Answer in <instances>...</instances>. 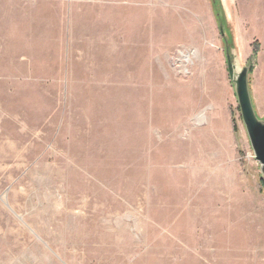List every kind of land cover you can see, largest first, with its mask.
I'll return each instance as SVG.
<instances>
[{
    "label": "rangeland",
    "instance_id": "1",
    "mask_svg": "<svg viewBox=\"0 0 264 264\" xmlns=\"http://www.w3.org/2000/svg\"><path fill=\"white\" fill-rule=\"evenodd\" d=\"M86 16L88 45L0 49V264H264L226 61L264 120V0H153L147 50L116 59Z\"/></svg>",
    "mask_w": 264,
    "mask_h": 264
},
{
    "label": "crops",
    "instance_id": "2",
    "mask_svg": "<svg viewBox=\"0 0 264 264\" xmlns=\"http://www.w3.org/2000/svg\"><path fill=\"white\" fill-rule=\"evenodd\" d=\"M0 2L33 4L32 11L29 9L28 14H24L25 9L22 5L16 7V14H5L8 12L6 8L2 10L4 14H0L1 50L4 45L23 50L26 46L28 49L29 44L34 47L42 43L55 44L60 41L62 50L69 52L73 50L74 43L88 45L93 42L90 37L92 22L86 14H96L94 19L96 48L103 53L112 50L114 59L118 58L122 44L139 43L141 46L144 45L146 51L147 44L151 42L153 0H0Z\"/></svg>",
    "mask_w": 264,
    "mask_h": 264
},
{
    "label": "water",
    "instance_id": "3",
    "mask_svg": "<svg viewBox=\"0 0 264 264\" xmlns=\"http://www.w3.org/2000/svg\"><path fill=\"white\" fill-rule=\"evenodd\" d=\"M227 72L237 99L241 119L253 152L254 160L260 167L264 182V120H259L254 112L249 89L248 75L250 66L238 67L229 54L226 55Z\"/></svg>",
    "mask_w": 264,
    "mask_h": 264
}]
</instances>
